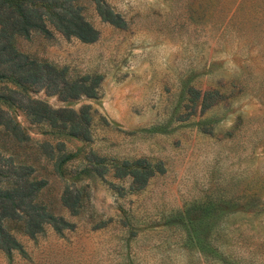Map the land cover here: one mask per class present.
Masks as SVG:
<instances>
[{
  "label": "rangeland",
  "instance_id": "1",
  "mask_svg": "<svg viewBox=\"0 0 264 264\" xmlns=\"http://www.w3.org/2000/svg\"><path fill=\"white\" fill-rule=\"evenodd\" d=\"M80 1L95 41L12 43L87 92L0 82V150L30 166L44 182L36 200L71 226L12 232L24 255L0 252V264H264V0H103L122 27ZM34 100L89 119V139L33 119ZM123 160L153 168L140 187Z\"/></svg>",
  "mask_w": 264,
  "mask_h": 264
},
{
  "label": "trees",
  "instance_id": "2",
  "mask_svg": "<svg viewBox=\"0 0 264 264\" xmlns=\"http://www.w3.org/2000/svg\"><path fill=\"white\" fill-rule=\"evenodd\" d=\"M91 1L102 22L115 27L123 26L120 15L113 12L103 0ZM81 10L80 0H0V82L6 80L22 88L39 85L53 90L52 92L63 98L76 97L87 92L85 83L65 78L64 69H56L50 63L30 58L17 51L12 43L14 36L28 38L31 33H38L47 39L57 33L67 39L93 42L97 39L98 30L84 18ZM9 98V95L0 94V100ZM24 108L35 120L47 119L51 126L64 129L68 134L83 140L90 137L89 119L84 116L77 117L71 110L51 109L38 100L31 101V104L24 105ZM2 119L3 117H0V121ZM5 122L11 121L5 120L4 127ZM9 129L14 138L21 136L16 124L13 123ZM60 159L54 162L56 170H59L62 163ZM13 160L11 155L5 156L0 150V252L7 257L13 252L24 255L21 243L12 232L34 237L43 233L46 226L56 233H61L71 226L61 216L53 215L44 204L36 200L43 180L31 175L30 166L20 162L13 163ZM120 163L116 167L119 174L133 173L137 187L146 181L153 169L146 163L142 164L141 160L130 164L123 160ZM141 169L145 172H140ZM83 195L86 196V193ZM79 197L77 192L66 188L60 201L72 213H76L81 204Z\"/></svg>",
  "mask_w": 264,
  "mask_h": 264
}]
</instances>
